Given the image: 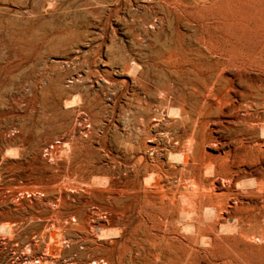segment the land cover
Here are the masks:
<instances>
[{
  "label": "rangeland",
  "instance_id": "1",
  "mask_svg": "<svg viewBox=\"0 0 264 264\" xmlns=\"http://www.w3.org/2000/svg\"><path fill=\"white\" fill-rule=\"evenodd\" d=\"M82 3L0 0V264L44 254L38 245L51 232L66 239L63 248L84 253L77 264H141L171 242L182 251L180 264L263 253L264 241L233 231V221L221 226L200 214L195 227L175 222L172 200L144 180L147 166L162 161L168 177L178 165L169 153L178 128L123 71L125 63L155 61L151 41L129 25L156 2L111 0L94 14ZM196 14L197 42L212 64L259 83L264 0H209ZM211 127L218 141L208 140L206 151L224 153L230 135ZM230 148L225 165L249 168ZM59 258L52 264H69Z\"/></svg>",
  "mask_w": 264,
  "mask_h": 264
},
{
  "label": "bare ground",
  "instance_id": "2",
  "mask_svg": "<svg viewBox=\"0 0 264 264\" xmlns=\"http://www.w3.org/2000/svg\"><path fill=\"white\" fill-rule=\"evenodd\" d=\"M109 1L83 0L81 6L94 14ZM151 1L156 2L151 11L140 15L138 22L129 28L133 34L137 31L148 37L155 61L140 65L125 63L123 71L141 86L147 102L159 101L170 115L171 124L178 128L169 146L170 160L178 165L173 166L168 177L163 176L162 161L161 168L147 166L144 180L172 200L175 222L195 227L202 214L204 220L215 219L221 226L233 221V231L264 241V77L259 78V83L255 79L248 83V76L228 73L230 70L225 69L222 61L212 64L206 47L198 44L201 38L197 42L201 33L196 27V13L207 8L209 0ZM173 4L175 9L170 7ZM204 17L202 28L206 30L209 23ZM181 23L192 27L194 33L183 31ZM147 25L152 26V32L146 30ZM157 94L164 96L158 99ZM144 114L151 116L148 112ZM211 126H219L220 133L230 135V140L224 143L227 145L224 153L216 148L214 153L206 151L208 140L218 141L213 132L216 129ZM247 136L252 138L247 140ZM232 145L242 163L249 162V168L241 170L225 165L234 151L230 148ZM147 148L159 150V146ZM223 211L227 213L224 215ZM49 236L38 245L44 254L24 255L19 264H52V258L59 257H64L69 264H77L76 256L84 255L74 245L63 248L66 239L59 233L51 232ZM181 252L176 242L156 246L152 251L154 260L141 264H180ZM216 258L221 262L216 264H264V251L243 256V261L232 255Z\"/></svg>",
  "mask_w": 264,
  "mask_h": 264
}]
</instances>
